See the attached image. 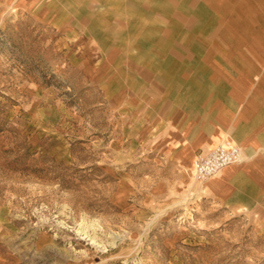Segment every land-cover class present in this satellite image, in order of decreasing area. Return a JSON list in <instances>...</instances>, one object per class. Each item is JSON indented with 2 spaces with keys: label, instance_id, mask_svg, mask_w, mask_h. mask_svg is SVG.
Here are the masks:
<instances>
[{
  "label": "rangeland",
  "instance_id": "1",
  "mask_svg": "<svg viewBox=\"0 0 264 264\" xmlns=\"http://www.w3.org/2000/svg\"><path fill=\"white\" fill-rule=\"evenodd\" d=\"M67 1L0 0V264H264V201L192 183L173 104L217 50L264 65V0L185 3L170 32L164 1L144 28L140 0Z\"/></svg>",
  "mask_w": 264,
  "mask_h": 264
},
{
  "label": "crops",
  "instance_id": "2",
  "mask_svg": "<svg viewBox=\"0 0 264 264\" xmlns=\"http://www.w3.org/2000/svg\"><path fill=\"white\" fill-rule=\"evenodd\" d=\"M161 1L172 12L155 13L152 24L157 25L158 32L172 30L169 25L180 17L183 4L198 3L210 10L213 3V0H140L143 28L149 24V9ZM203 37L207 39V33ZM263 66L254 67V74L247 76L243 66H230L227 52L221 49L203 59L198 67L183 66L174 79L177 93L173 104L180 113L177 137L186 144L189 160L195 153L209 152L227 138L241 149V162L224 167L220 177L202 182L205 191L217 201L237 207L264 201ZM184 104L189 106L188 110L183 108Z\"/></svg>",
  "mask_w": 264,
  "mask_h": 264
},
{
  "label": "built area",
  "instance_id": "3",
  "mask_svg": "<svg viewBox=\"0 0 264 264\" xmlns=\"http://www.w3.org/2000/svg\"><path fill=\"white\" fill-rule=\"evenodd\" d=\"M241 159V149L230 141L216 145L207 153H199L194 159V178L204 182L224 167Z\"/></svg>",
  "mask_w": 264,
  "mask_h": 264
},
{
  "label": "bare ground",
  "instance_id": "4",
  "mask_svg": "<svg viewBox=\"0 0 264 264\" xmlns=\"http://www.w3.org/2000/svg\"><path fill=\"white\" fill-rule=\"evenodd\" d=\"M47 12V11H46ZM44 15V14H43ZM51 20V19H50ZM224 141H230V142H232V140L231 139H229V138H227V139H225ZM223 141V142H224ZM194 159V158H193ZM192 158H191V160H189V162H188V165H187V169H188V173H189V176H191L194 180H192L193 182V184H197V181H196V179L194 178V160H193ZM242 161V153H241V159L238 161V162H236V163H239V162H241ZM234 164V163H233ZM232 164V165H233ZM222 170L223 169H221L219 172H217L215 175H213L212 177H215V176H217V177H220L221 176V172H222ZM211 177V178H212ZM210 178V179H211ZM210 179H207V180H210ZM207 180L206 181H204V182H206L207 183Z\"/></svg>",
  "mask_w": 264,
  "mask_h": 264
}]
</instances>
